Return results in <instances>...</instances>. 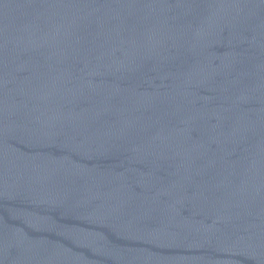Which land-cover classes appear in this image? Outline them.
Segmentation results:
<instances>
[{
  "label": "water",
  "instance_id": "1",
  "mask_svg": "<svg viewBox=\"0 0 264 264\" xmlns=\"http://www.w3.org/2000/svg\"><path fill=\"white\" fill-rule=\"evenodd\" d=\"M0 264H264V0H0Z\"/></svg>",
  "mask_w": 264,
  "mask_h": 264
}]
</instances>
